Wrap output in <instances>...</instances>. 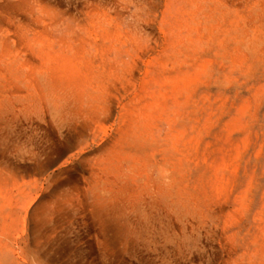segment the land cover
I'll list each match as a JSON object with an SVG mask.
<instances>
[{"label":"bare ground","instance_id":"1","mask_svg":"<svg viewBox=\"0 0 264 264\" xmlns=\"http://www.w3.org/2000/svg\"><path fill=\"white\" fill-rule=\"evenodd\" d=\"M255 73L264 0H0V264H72L80 216L104 255L214 225L225 264H264V141L234 102Z\"/></svg>","mask_w":264,"mask_h":264},{"label":"rangeland","instance_id":"2","mask_svg":"<svg viewBox=\"0 0 264 264\" xmlns=\"http://www.w3.org/2000/svg\"><path fill=\"white\" fill-rule=\"evenodd\" d=\"M129 1H132V0H129ZM153 1H156V0H153ZM162 9H163V7H162ZM129 10L131 13L134 14L135 7L131 6ZM127 15H129V12H127ZM136 15H137V13H136ZM137 16H139V14ZM145 17H146L145 13H143V18H145ZM259 73H262V70H260ZM256 76H257V73L254 74L253 80H251V82H249V86L255 85V87L256 86L258 87V88H256L257 90L255 89L253 91V94H245V95L240 94V97H239L240 99L236 98V100L234 101L235 106L237 108H241L239 106H244V105L247 106V113H246L247 117L243 118L242 121H244L246 123L247 122L250 123L251 127L253 126L252 137H251L253 144H252V150H251V153H249L250 154L249 156L255 155V153H256L255 151H259L261 149L260 145H262L263 141H264V136H263L264 135V127H263V130L260 127V126H264V101H263L264 100V89H263L264 88V80H261L260 82H253L256 79ZM236 77H237V79H239V83L246 81L245 78H242L239 75H237ZM237 91L241 92V91H245V89H241L240 87H237ZM256 91H257V93H256ZM261 95H263V96H261ZM235 97H236V92L233 94L234 99H235ZM244 98H245V100L249 99L247 104L244 103V101H245ZM242 102H243V104H242ZM255 103H257V104H255ZM238 119H241V117H238ZM227 120H228V118H227ZM239 125H240V123H238L237 127ZM260 131H262V132H260ZM255 133L259 134L258 139H257V135ZM236 136H237V138L244 137V135H238V134ZM253 150H255V151H253ZM249 156H248V158H249ZM245 160H248V159L246 158ZM261 163L262 164L259 167L260 169H258V172L256 174L255 179H253V181H256V182H254L253 184L255 187L260 182L261 192H263L264 191V179L259 180L258 178L261 176L262 171H263L262 166H264V164H263L264 158H263ZM216 165L220 170H221V167L222 168L225 167V165H222V161L220 159ZM252 165L253 166H250V168L252 170L251 169H250L251 171L249 170V175L251 174L250 176H252V174H253V170H254L253 168L255 166V163L252 162ZM240 175H242V171H241ZM66 176L67 177L71 176L74 179H76V178H79L80 174H79V172H73V173H70L69 175L66 174ZM222 185H223V183H222ZM257 199L258 200L260 199V195ZM231 209H233V208H230V210ZM78 221H79V223H77ZM75 223H76L75 228H74L75 231L73 230L72 234H69V237L67 239H65V238H61V240L59 239L60 240L59 242L61 244L59 243L60 245H58L54 248L56 251L59 252L60 256H62L64 259L67 260V262H70L72 264H79V263L80 264H180V263L181 264H225L227 257H228V255H227L228 253L226 251L227 249L225 248L226 241H225V239H223V238L221 239V237H220L222 234L221 233L222 231L218 230L219 233L217 232L218 234L216 236V233L214 231L215 230L214 225H212V227H211V225H208L209 228L205 226V228H203V231L202 230H194V232L197 235H200V238H201L200 239L201 241L198 243L199 248L196 249L195 245L191 244L188 247V249H185L186 251L183 250L184 254L179 253V251H178L179 247L176 244H170L167 247H164V245L162 243H160V244H157V245H154L151 247H148V246L143 247L144 245H141L138 249V251L140 253L138 252L137 255L116 253L115 256L114 255L110 256V255H104L103 254L104 251L102 250L103 249L102 244L100 245V241H102V236H101L99 229H97L94 226L92 221H90L87 225L83 224V226H82L81 216H80V217L76 218ZM194 224L196 225L197 222L195 221L193 223V226H194ZM221 227H222V225H221ZM176 231L179 235H181L180 228H179V225L177 223H176ZM191 231L193 232V229L191 226H189L187 229V232L190 233ZM60 233L61 234L64 233L65 235H68V234H66V231L64 232V230H63V233L62 232H60ZM157 233H158L157 236L161 239V241L164 240L162 238V236L160 237V235H161L160 232L158 231ZM63 237H64V235H63ZM65 241H67V242H65ZM163 248H165V249H163ZM188 250H189V252H188ZM139 254H141V255H139Z\"/></svg>","mask_w":264,"mask_h":264}]
</instances>
